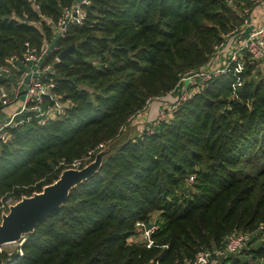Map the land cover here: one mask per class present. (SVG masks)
Returning <instances> with one entry per match:
<instances>
[{"label": "trees", "instance_id": "16d2710c", "mask_svg": "<svg viewBox=\"0 0 264 264\" xmlns=\"http://www.w3.org/2000/svg\"><path fill=\"white\" fill-rule=\"evenodd\" d=\"M73 1L35 0V9L0 0V64L26 42L52 43L53 56L73 45L53 64V79L74 103L44 124L7 128L0 204L41 192L114 142L18 249L0 252V264H186L232 232L264 226V74L254 78L256 65L212 77L169 119L119 141L147 101L178 93L181 76L210 59L238 12L226 0H89L83 23L56 36L52 23ZM138 222L156 226L150 248L129 241ZM253 241L217 264H264V240Z\"/></svg>", "mask_w": 264, "mask_h": 264}, {"label": "built area", "instance_id": "2783aa9c", "mask_svg": "<svg viewBox=\"0 0 264 264\" xmlns=\"http://www.w3.org/2000/svg\"><path fill=\"white\" fill-rule=\"evenodd\" d=\"M30 1L35 9L39 8L35 0ZM226 2L238 12L240 22L223 34L222 40L214 45L213 53L204 65L189 70L181 76L175 103L171 107H161L157 120L150 128H146L147 131H151L152 126L158 122L169 119L191 96L192 93L190 94L188 87L199 91L216 75L230 72L241 73L248 64H264V0H255L254 7H239L234 0H226ZM87 4L89 0H74L69 6L63 7L60 16L52 23L54 34L63 36L69 24H82L86 17L85 5ZM56 50V46L47 41L39 46L26 42L20 53H13L4 64H0V79L5 80V83L0 84V111L17 102L8 119H0V142H6L11 138L7 128L12 125L28 122L32 118L44 124L62 117L74 106L70 99L64 98L62 94L55 91L53 64L60 60L58 55L53 56ZM187 74L189 76L185 77ZM133 117L134 115L128 120L130 121ZM17 118L19 119L16 120ZM100 146L102 144L98 147ZM192 179L191 176L189 181ZM2 206L3 203L0 204V211ZM5 214L1 212V217ZM155 229L156 226L153 223L148 229L144 226L145 242L143 243L147 248L154 245L151 234ZM258 230L264 234L262 224L258 226ZM247 240V233L232 232L224 238L221 246L198 251L193 259L186 261V264L218 262L220 256L240 251ZM22 241L20 240L19 246ZM7 245H0V252L7 251ZM19 252L21 253L20 250Z\"/></svg>", "mask_w": 264, "mask_h": 264}, {"label": "water", "instance_id": "95a60500", "mask_svg": "<svg viewBox=\"0 0 264 264\" xmlns=\"http://www.w3.org/2000/svg\"><path fill=\"white\" fill-rule=\"evenodd\" d=\"M71 47L73 45L62 50L58 55L59 59H62ZM100 162L98 155L94 162L84 167L65 169L57 180L44 186L41 192L24 197L10 206L8 213L3 215L0 221V245L22 240L25 234L32 232L39 221L60 207L74 186L98 170ZM150 226V223L145 224L146 229Z\"/></svg>", "mask_w": 264, "mask_h": 264}, {"label": "rangeland", "instance_id": "374dc122", "mask_svg": "<svg viewBox=\"0 0 264 264\" xmlns=\"http://www.w3.org/2000/svg\"><path fill=\"white\" fill-rule=\"evenodd\" d=\"M264 65V64H263ZM262 63L260 65H256V67L253 69L252 71V75L254 76V78H259L264 74V67H263ZM208 68V67H207ZM189 74H187L185 77H188ZM189 79V78H186ZM240 82H238L237 84H239ZM195 88H189L188 90L190 92V94L194 91ZM178 93L176 94H166L164 96L161 97H156L153 99H150L149 102L146 104V106L143 108V110H141L139 113L135 114L133 118H131V120L128 122V124L125 126L124 130L122 131L120 137H119V141L125 139V138H133L136 137L137 135H139L143 130H147L146 128H150L151 125L153 124V122H155L157 120L158 117V113H159V109H157L154 113H151V108L154 105H158L160 104V107H171L177 98ZM159 102V104H158ZM17 105V102L13 103L11 105V107L5 108L3 111H0V119L1 120H7L9 114L12 113L13 108ZM150 108V110H149ZM118 141V142H119ZM114 141L111 142H105L102 144V146L97 148V151L95 152V156L94 158H92L91 161H85L84 166L91 164L92 162H94L96 156L100 155V161L103 157V154L109 149V146L113 143ZM79 167V163H75L72 168H78ZM27 197V196H22L19 200L14 198V197H9L6 200L2 201L3 206L2 209L0 211V221L2 219L1 217V212L4 213H8L10 206L16 204L17 202L21 201L22 198ZM156 218V213L152 214V221ZM151 224V223H150ZM144 224L143 223H138L137 224V233H135L134 235H132V237L130 238V242L132 243H143L145 242V238H144ZM259 226V225H258ZM240 232H245L248 235V241L249 240H254L253 243H258L261 242L262 240H264V234L260 233L258 230V227L253 229V230H247V231H241ZM26 235V234H25ZM24 235V236H25ZM24 240V238L22 239ZM247 242V241H246ZM20 243L19 241H16L14 243H10L6 246L7 248V252L11 253L14 252L15 249H18V244ZM218 261V260H217ZM212 264H217V262H214Z\"/></svg>", "mask_w": 264, "mask_h": 264}, {"label": "crops", "instance_id": "0c3cea01", "mask_svg": "<svg viewBox=\"0 0 264 264\" xmlns=\"http://www.w3.org/2000/svg\"><path fill=\"white\" fill-rule=\"evenodd\" d=\"M158 104H159V102H158ZM158 107L160 108V104H159V106H158V105H157V106L154 105V106L151 108V111H150V112H151V113H154L157 109H159ZM149 110H150V108H149Z\"/></svg>", "mask_w": 264, "mask_h": 264}]
</instances>
